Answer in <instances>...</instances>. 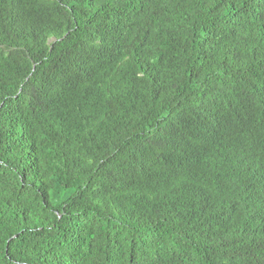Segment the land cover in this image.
Here are the masks:
<instances>
[{"label": "trees", "instance_id": "16d2710c", "mask_svg": "<svg viewBox=\"0 0 264 264\" xmlns=\"http://www.w3.org/2000/svg\"><path fill=\"white\" fill-rule=\"evenodd\" d=\"M0 264H264V0H0Z\"/></svg>", "mask_w": 264, "mask_h": 264}]
</instances>
